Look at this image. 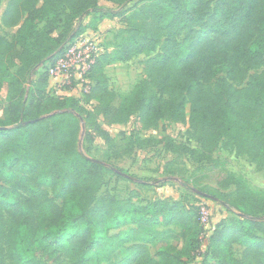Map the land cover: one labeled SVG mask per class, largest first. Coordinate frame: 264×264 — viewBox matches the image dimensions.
<instances>
[{
  "label": "trees",
  "instance_id": "trees-1",
  "mask_svg": "<svg viewBox=\"0 0 264 264\" xmlns=\"http://www.w3.org/2000/svg\"><path fill=\"white\" fill-rule=\"evenodd\" d=\"M100 1L119 11L101 8ZM118 17L126 32L113 56L102 54L87 74L85 98L92 110L77 98L50 94L45 71L26 98L31 70L59 58L73 38L97 32L100 21ZM0 25L14 30L0 36V94L5 92L0 264H163L150 253L158 242L167 244L160 256L170 264H183L200 252L204 228L199 207L188 209L180 199L134 204L97 196L103 173L121 174L77 151L81 121L85 142H93L92 132L112 142L98 118L114 126L132 116L142 130L163 131L166 122L186 126L197 149L167 136L159 143L170 153H186L194 163L208 165L196 183L205 179L215 188L196 191L186 185L187 190L240 218L223 219L211 229L200 264H264V191L250 190L225 174L218 156L225 144L264 172V1L216 0L210 9L209 0H7ZM157 49L144 62L145 79L117 98L105 67ZM260 69L243 93L228 82ZM222 73L228 80L211 90L208 84ZM44 116L49 117L39 120ZM148 142L138 138L134 146L144 148ZM232 186L234 192L226 193ZM170 226L179 231L158 229ZM176 240L178 250L170 244ZM235 245L242 247L239 259L233 256Z\"/></svg>",
  "mask_w": 264,
  "mask_h": 264
},
{
  "label": "rangeland",
  "instance_id": "rangeland-1",
  "mask_svg": "<svg viewBox=\"0 0 264 264\" xmlns=\"http://www.w3.org/2000/svg\"><path fill=\"white\" fill-rule=\"evenodd\" d=\"M210 1V9H212L216 0ZM264 1V0H262ZM7 0H3L0 6V16L5 8ZM137 2L131 3L126 9L131 8ZM100 7L104 9H113L119 11L110 3L101 1ZM123 9V10H126ZM91 17L86 18L88 22ZM126 26L118 17L113 20L112 24L105 28L103 48L104 53L113 56L116 46L120 41L121 36L126 32ZM14 33L12 29L2 28L0 25V36L9 37ZM224 51L230 55L229 47H224ZM156 52L148 55H138L131 57L125 62H114L106 66L104 71L108 78L109 88L116 95L117 98L128 95L133 88L145 79L143 66L144 62L155 55ZM45 71V68H35L28 74L24 90L26 98L32 86L35 85L39 75ZM262 72L260 70L250 71L245 77L239 81L229 80V84L238 92L243 93L249 80ZM226 79L224 73L219 74L208 87L213 90L216 84ZM71 90L75 92L74 97L81 101L87 110H92V105L86 103L83 89L76 86L73 81ZM69 89V88H67ZM5 92L0 94V117L3 116V109L5 107ZM82 120V119H81ZM99 124L112 138L109 139L98 136L97 133L92 132L93 142L87 143L84 141V122L81 121V131L78 134V142L76 145L77 151L85 155L89 159L98 160L114 170H119L121 176H115L114 172L103 173L102 188L97 196L109 194L117 200L130 199L134 204H144L154 202L156 200L177 201L188 209L194 210L200 206H204L208 214V219L205 228L209 231L214 228L223 219H234L239 221L240 218L226 211L224 207L212 201L202 198L190 190H187L186 185L193 190H203V188H215V185L203 179L200 184L196 183V179L201 180L203 174L208 170L209 166L205 164L194 163L186 153H170L159 142L162 141L163 136H167L176 144H181L188 147L190 150L198 148V144L193 139L190 131L181 123L166 122L164 130L149 129L142 130L136 116H132L125 125L107 126L103 123L101 117L98 118ZM149 140L144 148H137L134 146L135 139ZM218 156L220 157L221 170L225 174H231L238 179L244 181L250 190L264 191V172L259 171L253 164L244 158L237 157L234 151L225 144L219 148ZM138 178L145 185H137L134 179ZM226 193H233L234 187H229ZM60 205V200H55ZM130 227L122 228L114 233L124 232ZM159 230H171L178 232L179 229L174 226L160 227ZM178 250L181 246L179 240L171 241ZM167 244L160 243L150 246L151 255L163 264H170V259L160 256L166 251ZM205 242L203 240L200 252L192 258L184 261L183 264H200L203 258ZM242 247L239 245L233 246V256L240 258ZM38 256L44 260L46 257L42 254Z\"/></svg>",
  "mask_w": 264,
  "mask_h": 264
},
{
  "label": "built area",
  "instance_id": "built-area-1",
  "mask_svg": "<svg viewBox=\"0 0 264 264\" xmlns=\"http://www.w3.org/2000/svg\"><path fill=\"white\" fill-rule=\"evenodd\" d=\"M104 33L87 31L70 40L62 55L52 63L46 64L45 72L48 75V92L53 96H66L64 92L70 91L72 82L88 92L89 82L87 74L95 61L104 54ZM69 88V89H67ZM204 206L199 207L200 223L204 228L202 235L206 240L211 230L205 228L208 214ZM201 237V238H202Z\"/></svg>",
  "mask_w": 264,
  "mask_h": 264
},
{
  "label": "crops",
  "instance_id": "crops-1",
  "mask_svg": "<svg viewBox=\"0 0 264 264\" xmlns=\"http://www.w3.org/2000/svg\"><path fill=\"white\" fill-rule=\"evenodd\" d=\"M101 2V1H100ZM100 2H99V6H100ZM86 21V20H85ZM89 22V21H88ZM113 20H107V19H104L102 21H100L98 24H97V27H98V32H102L105 30L106 27H108L110 24H112ZM74 94L75 92L70 90V91H66L64 92V95L66 96H71V97H74ZM75 98V97H74Z\"/></svg>",
  "mask_w": 264,
  "mask_h": 264
},
{
  "label": "water",
  "instance_id": "water-1",
  "mask_svg": "<svg viewBox=\"0 0 264 264\" xmlns=\"http://www.w3.org/2000/svg\"><path fill=\"white\" fill-rule=\"evenodd\" d=\"M49 116H50V115H49ZM49 116L41 117L39 120L46 119V118L49 117Z\"/></svg>",
  "mask_w": 264,
  "mask_h": 264
}]
</instances>
